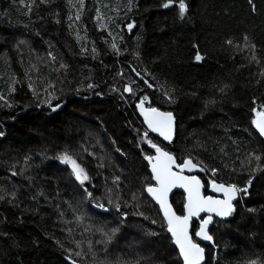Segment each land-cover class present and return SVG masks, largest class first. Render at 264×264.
Here are the masks:
<instances>
[{"label": "trees", "instance_id": "16d2710c", "mask_svg": "<svg viewBox=\"0 0 264 264\" xmlns=\"http://www.w3.org/2000/svg\"><path fill=\"white\" fill-rule=\"evenodd\" d=\"M167 2L36 0L29 12L31 0H0V264H183L145 191L144 157L156 153L136 107L144 95L177 125L171 145L149 139L204 167L206 189L254 177L209 229L206 264H264V141L252 123L264 111V0H185L183 19ZM64 153L88 173L83 186ZM172 204L184 215V194Z\"/></svg>", "mask_w": 264, "mask_h": 264}, {"label": "snow or ice", "instance_id": "6c2138e0", "mask_svg": "<svg viewBox=\"0 0 264 264\" xmlns=\"http://www.w3.org/2000/svg\"><path fill=\"white\" fill-rule=\"evenodd\" d=\"M20 2L24 3V0H20ZM52 2H54V0H39V4L44 5H48ZM173 2L174 0H168L167 3L163 4V7L168 8ZM248 2L252 5L253 10H255L253 0H248ZM34 5L38 7L36 0H31V3L25 4V7L29 12H31ZM178 9L179 16L183 19L187 12L185 0H178ZM69 19H71V17ZM76 19H80L79 14H77ZM132 28L133 25L129 24V31H131ZM244 41L245 46H247V36L244 37ZM227 43L231 45L233 44V41L228 40ZM236 46L240 47L239 45ZM112 47L113 49H117V45L115 43L112 44ZM251 47L255 48V45H251ZM203 59L204 57L199 53L195 56V60L198 62ZM255 59L256 57L253 55L252 60ZM137 75H139V73H137ZM144 83L147 84L148 88L153 87V85L147 80H144ZM88 87L92 88L94 85L89 84ZM124 91L133 93V88L128 86L124 89ZM221 91H223V89H221ZM164 95L170 102L174 100V97L169 95L168 92H164ZM0 99H4V97L0 96ZM146 103L150 104V101L148 96L144 95L140 98L136 107L139 109L141 115H143L144 122L148 125V129H150L151 132L158 133L165 141L171 143L177 130L176 118L173 112L160 111L155 107L146 108ZM49 107L52 108V111H56V108L59 107V105L52 107V105L49 104ZM252 123L259 134L264 137V111H256V118L252 121ZM3 135L4 133L0 132V136ZM143 138L151 148L155 149L156 153L154 156L146 155L144 157L151 165L152 179L156 181L155 186L149 185L146 187L145 191L156 201L157 204H159L160 210L163 212L164 221L166 222V230L170 233L173 244L179 250V256L182 258L183 264H204L205 248L194 241L192 235L190 234V222L192 218H200L201 213H208L206 217L200 219L199 229L195 232V236L203 241L211 242L213 247H216L213 236L209 231V226L214 223L213 215L222 219L232 216L236 211L233 201L237 199L238 193L248 194V190L252 185L254 177H250L244 187H239L236 184L226 185L223 182L217 183L215 180H211V191L222 193L223 199L203 195L202 188L204 185L202 184L200 178L194 175H184V173L185 171L192 172L195 170L205 171L206 169L204 167H200L199 163H193V159L191 157L182 160L181 163H177L176 157L149 139L147 131L143 133ZM253 158L257 161L261 159L258 155H254ZM58 159H60L63 163L71 165L72 174L81 186H83L86 181L90 180L86 170L79 163H77L76 160L72 159L68 153H64L58 157ZM256 167L264 170V168H261L259 164H257ZM174 168L179 169V171H174ZM207 170L211 172L212 176H215L219 171L216 168ZM253 171H255V169H253ZM11 175L16 176L17 173L13 171ZM175 187L183 188L187 192V203L184 205L186 211L185 215H177L168 202V194ZM84 191L87 193L88 197H92V193L88 191L87 188H84ZM12 195L13 198H15V193ZM0 199H3V197H0ZM9 202L11 203V201ZM97 206L104 208L103 204ZM115 207L119 212L120 205L116 204ZM105 211H107V209H105ZM248 211L254 213L256 212V209L248 208ZM139 214L143 215V213ZM124 218H127L126 214H124ZM152 223H157V221L153 220ZM118 230V228L113 229V235H115ZM150 234L156 235L155 232H151ZM89 246L91 247V245ZM76 255L79 256L80 253L77 252ZM213 259H215V257H213ZM72 264H76V261H72ZM253 264H255V262H253Z\"/></svg>", "mask_w": 264, "mask_h": 264}, {"label": "water", "instance_id": "95a60500", "mask_svg": "<svg viewBox=\"0 0 264 264\" xmlns=\"http://www.w3.org/2000/svg\"><path fill=\"white\" fill-rule=\"evenodd\" d=\"M145 107L147 108V106L145 105ZM138 109V108H137ZM161 111V110H160ZM138 113H139V116L141 117V119L143 120V122H144V117H143V115H141V113H140V111H139V109H138ZM144 125H145V127H146V129L148 130V132H149V134L150 135H152L155 139H157V140H159V141H161L164 145H166V146H168V145H171L174 141H175V136H174V139H173V141L171 142V143H169L168 141H165L164 139H163V137H161V136H159V134L158 133H154V132H151V130L150 129H148V125L144 122ZM254 129H255V131H256V133L260 136V138L264 141V137H262L260 134H259V132L257 131V129L254 127ZM163 149V148H162ZM165 150V149H164ZM165 151H167V150H165ZM170 153V152H169ZM170 154H172V153H170ZM173 155V154H172ZM174 156V155H173ZM175 157V156H174ZM177 160V159H176ZM148 162V161H147ZM178 163V162H177ZM194 163V162H193ZM148 164H149V162H148ZM149 169H150V173H151V175H152V171H151V165L149 164ZM174 171H179V169H175L174 168ZM199 173H200V171L199 170H195V171H192V172H188V171H185V173H184V175H194V176H197L198 178H200L199 177ZM154 180V179H153ZM200 180H201V178H200ZM201 182H202V184L204 185V183H203V181L201 180ZM154 183H155V185H156V181L154 180ZM217 183H220V182H217ZM204 189H205V187H203L202 188V194L204 195ZM177 193H182V194H184L185 195V204L187 203V192L183 189V188H180V187H175V188H173L170 192H169V194H168V202H169V204L172 206V209H173V211H175V209H174V207H173V204H172V198H173V196L174 195H176ZM209 194H210V196H212V197H214V198H217V199H223V194L222 193H216V192H212L211 191V187L209 188ZM147 195L149 196V198L153 201V203L160 209V206H159V204H157L156 203V201L147 193ZM240 195H241V193H238L237 194V199L236 200H234L233 201V204L235 205V208L237 209V207H236V204L240 201ZM96 210L98 211V212H102V213H105V214H107L108 213V210L107 211H105V209L103 210L102 208H99V207H97L96 208ZM161 211V210H160ZM176 212V211H175ZM236 213V211L233 213V215ZM161 214H162V216H163V212L161 211ZM177 214V213H176ZM186 214V211H185V213H184V215ZM178 215V214H177ZM208 215V213H201L200 214V218H197V217H193L192 218V220H191V222H190V234L192 235V228H193V224H194V221H198V222H200V219L203 217V216H207ZM232 215V216H233ZM232 216H230V217H228V218H224V219H222V218H220V217H216V216H214L213 215V220H215V219H218V220H221V221H227V220H229ZM164 218V217H163ZM213 225V224H212ZM212 225H210L209 226V229L212 227ZM170 234V233H169ZM171 236V235H170ZM193 238V237H192ZM197 239H198V241H199V244L202 246V245H205V246H213V244L211 243V242H208V241H203V240H201L200 238H198L197 237ZM174 247L176 248V246L174 245ZM203 247V246H202ZM177 249V248H176ZM178 250V249H177ZM178 252H179V250H178ZM182 259V258H181ZM207 263V254H206V250H205V262H204V264H206Z\"/></svg>", "mask_w": 264, "mask_h": 264}, {"label": "flooded vegetation", "instance_id": "af4514ba", "mask_svg": "<svg viewBox=\"0 0 264 264\" xmlns=\"http://www.w3.org/2000/svg\"><path fill=\"white\" fill-rule=\"evenodd\" d=\"M204 187H205V189H204V195H206V196H210V194H209V188H210V185L208 186V189H206L205 184H204ZM204 217H206V216H203L202 218H204ZM202 218H201V219H202Z\"/></svg>", "mask_w": 264, "mask_h": 264}, {"label": "bare ground", "instance_id": "6f19581e", "mask_svg": "<svg viewBox=\"0 0 264 264\" xmlns=\"http://www.w3.org/2000/svg\"><path fill=\"white\" fill-rule=\"evenodd\" d=\"M175 135H176V134H175ZM200 172H201V171H200ZM199 174H200V173H199ZM241 195H242V193H241ZM241 195H240V200H241ZM174 196H175V195H174ZM174 196H173V197H174ZM172 199H173V198H172ZM173 207H174V206H173ZM195 222H198V221H194V223H195ZM165 223H166V222H165ZM198 223H199V222H198ZM193 225H194V224H193ZM192 229H193V228H192ZM204 246H205V245H204Z\"/></svg>", "mask_w": 264, "mask_h": 264}, {"label": "rangeland", "instance_id": "374dc122", "mask_svg": "<svg viewBox=\"0 0 264 264\" xmlns=\"http://www.w3.org/2000/svg\"><path fill=\"white\" fill-rule=\"evenodd\" d=\"M227 185V184H226Z\"/></svg>", "mask_w": 264, "mask_h": 264}]
</instances>
